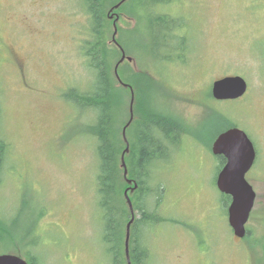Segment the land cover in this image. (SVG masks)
<instances>
[{
  "label": "rangeland",
  "instance_id": "rangeland-1",
  "mask_svg": "<svg viewBox=\"0 0 264 264\" xmlns=\"http://www.w3.org/2000/svg\"><path fill=\"white\" fill-rule=\"evenodd\" d=\"M128 10L109 13L115 41L122 38L128 47V54L121 49L130 62L122 66L149 74L157 82L149 105L182 125L178 143H165L162 161L150 167V212L178 222L143 228L149 264H264V0H170L153 12L168 16L175 31L162 29L152 42L146 18L134 32L136 18ZM111 30L108 45L116 47L113 24ZM87 31L81 0H0V140L7 145L0 222L8 231L0 254L28 252L36 264H108L96 206L95 140L83 133L94 116L62 99L69 89L92 88L94 75L81 54ZM231 76L246 82L243 97H209L213 82ZM117 98L114 129L129 116L130 98ZM229 122L256 153L246 174L255 202L245 239L228 225L209 148ZM126 138L133 140L131 132ZM32 219L34 232L24 240L35 245L23 247L17 239Z\"/></svg>",
  "mask_w": 264,
  "mask_h": 264
},
{
  "label": "trees",
  "instance_id": "trees-1",
  "mask_svg": "<svg viewBox=\"0 0 264 264\" xmlns=\"http://www.w3.org/2000/svg\"><path fill=\"white\" fill-rule=\"evenodd\" d=\"M119 2L120 0H81L82 10L87 15L89 23L88 35L81 44V54L87 61V67L91 69L94 75V82L88 91L81 92L77 89H69L62 95V99L73 106L72 109H77L80 113L89 110L94 116L92 124L83 125V133L95 140L97 159L96 206L100 214L101 241L108 257V264H126L124 256L125 227L130 220V212L123 197V190L127 184L120 167V155L124 149L120 128L123 125L116 129L112 127L114 114L121 103L117 97L121 98L124 95L126 98H130L129 91L117 85L114 77V67L120 59V52L115 46L110 47L108 45V36L112 33V22L109 20V15L112 13L110 9ZM169 2L170 0H125L118 10L124 11L129 7L126 15L136 18L137 28L134 29V32H139V23L144 20L143 17L146 18L152 42L156 34L162 29L168 32L175 31L173 28L175 23L168 16L153 12L155 7L164 6ZM118 10L113 11L118 14ZM168 22L171 24L170 26L167 25ZM121 34L122 31L118 30V36ZM166 36L169 37V34ZM117 42L128 54V47L124 39L120 38ZM180 57L181 55L178 53L177 58ZM164 59L169 60L170 56H166ZM118 75L120 80L129 85L134 93V119L127 129V132H131L133 140L129 142V153L124 157V162L127 169V179L136 184L130 201L134 213L138 214L139 217H135L130 226L128 253L131 264H149L150 251L145 240L144 230L146 229L143 228H150V226L161 223L176 224L178 222L172 219L170 220L173 222H167L169 219L157 217L150 212L146 201L151 191L147 186V181L151 177L150 167L154 162L162 161L166 150L165 143L169 145L178 143V135L182 133V125L171 117L158 113L149 105L150 94L154 88H157V82L149 74L142 71L134 72L121 65L118 68ZM209 97H211L210 92ZM214 115L217 114L214 113ZM230 127L234 126L230 123L227 128ZM221 132L222 130L216 132L211 139L209 148L214 137ZM6 150L7 145L0 140V175ZM216 160L217 175L224 164V158L219 156L216 157ZM220 197L225 213H227L230 197L223 194ZM26 202L23 200L21 203L20 212L24 211ZM35 221V219L31 220L33 224L22 240L17 239L23 247L35 245L34 240L32 242L24 240L31 235V232H34ZM1 222L0 240L8 232L6 225ZM11 222H18V219H13ZM9 236L16 239L12 233ZM245 238H248L247 232ZM262 249L264 256V245ZM16 252L27 263L36 264L28 252L18 254L19 251H15L14 253L16 254Z\"/></svg>",
  "mask_w": 264,
  "mask_h": 264
},
{
  "label": "water",
  "instance_id": "water-1",
  "mask_svg": "<svg viewBox=\"0 0 264 264\" xmlns=\"http://www.w3.org/2000/svg\"><path fill=\"white\" fill-rule=\"evenodd\" d=\"M124 1L125 0H122L119 4L111 8L110 12L116 10ZM116 20H118L117 17ZM113 28L114 36L112 39L114 41L113 43L117 45L114 38L116 36L115 21L113 23ZM117 47L120 49L118 45ZM120 52L121 58L114 67V76L117 82H119L124 88H127L130 92L128 109L129 119L121 130V137L125 147L120 155V167L123 170V178L129 186V188L124 192V199L130 212V220L125 227L124 256L126 264H131L128 253V242L130 226L134 220V212L131 201L127 195V191L130 194L133 193L136 188V184L127 180V169L124 157L129 152V143L126 139V129L130 126L133 120L134 93L128 85L121 82L118 76V66L125 59L130 61V58H125L124 52L121 49ZM246 89V82L241 77H224L212 83L211 96L216 101L236 100L244 95ZM211 153L213 156L223 157L226 161L225 165L220 169L215 177V186L219 193L230 197V204L227 208V222L233 232V235L238 239H242L246 235V224L255 200V193L246 181V174L253 166L256 157L254 147L243 131L233 127L217 135L211 144ZM0 264L28 263L19 256L1 254Z\"/></svg>",
  "mask_w": 264,
  "mask_h": 264
},
{
  "label": "bare ground",
  "instance_id": "bare-ground-1",
  "mask_svg": "<svg viewBox=\"0 0 264 264\" xmlns=\"http://www.w3.org/2000/svg\"><path fill=\"white\" fill-rule=\"evenodd\" d=\"M115 80H116V79H115ZM225 162H226V161H225V159H224V164H223V166L225 165ZM223 166H222V167H223ZM28 264H29V263H28Z\"/></svg>",
  "mask_w": 264,
  "mask_h": 264
},
{
  "label": "flooded vegetation",
  "instance_id": "flooded-vegetation-1",
  "mask_svg": "<svg viewBox=\"0 0 264 264\" xmlns=\"http://www.w3.org/2000/svg\"><path fill=\"white\" fill-rule=\"evenodd\" d=\"M246 232L248 233V230H246Z\"/></svg>",
  "mask_w": 264,
  "mask_h": 264
}]
</instances>
